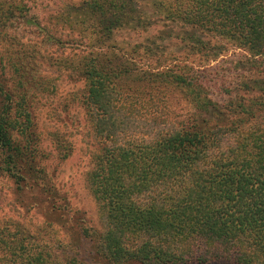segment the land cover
<instances>
[{
    "label": "trees",
    "instance_id": "trees-1",
    "mask_svg": "<svg viewBox=\"0 0 264 264\" xmlns=\"http://www.w3.org/2000/svg\"><path fill=\"white\" fill-rule=\"evenodd\" d=\"M7 1L0 0V29L25 6L22 1L6 6ZM154 4L167 23L184 28L183 39L194 52L205 54L210 49L205 36L216 35L264 59V0ZM83 7L101 41L131 24L152 25L149 20L143 25L148 21L139 0H84ZM176 67L156 68L155 76L197 94L201 114L182 126L168 117L140 114L133 97L119 89L130 73L122 58L92 57L82 67L85 105L100 143L87 178L103 221L96 253L106 264H264V80L249 88L261 91L260 97L242 102L239 111L230 105L227 113L201 96L193 67ZM2 95L5 170L20 185L31 180L43 186L36 166L25 164L29 151L32 157L37 149L14 139V130L25 125L21 115L31 124L23 133L29 142L35 140L29 102L9 92Z\"/></svg>",
    "mask_w": 264,
    "mask_h": 264
},
{
    "label": "rangeland",
    "instance_id": "rangeland-1",
    "mask_svg": "<svg viewBox=\"0 0 264 264\" xmlns=\"http://www.w3.org/2000/svg\"><path fill=\"white\" fill-rule=\"evenodd\" d=\"M17 1L25 5L23 11L0 29V106L2 92L29 102L35 140L23 133L31 124L21 115L25 125L14 130V139L37 149L32 157L29 151L25 164L36 166L46 183L18 184L5 170L0 147V264H78L72 258L106 264L95 250L103 221L87 183L100 147L85 105L81 70L87 59L122 58L130 73L120 82L121 92L133 97L141 115L168 117L177 126L201 114L197 94L156 77L160 68L193 67L201 96L228 113L230 105L239 111L242 102L262 95L249 88L264 80V59L216 35L205 36L210 48L205 54L194 52L183 39L184 28L167 23L155 0H139L152 25L131 24L103 41L94 33L84 0H8L6 6Z\"/></svg>",
    "mask_w": 264,
    "mask_h": 264
}]
</instances>
